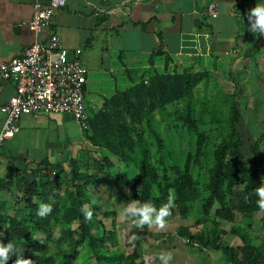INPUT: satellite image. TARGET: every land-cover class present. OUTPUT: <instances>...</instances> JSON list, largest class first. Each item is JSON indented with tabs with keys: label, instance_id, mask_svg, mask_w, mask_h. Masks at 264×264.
Masks as SVG:
<instances>
[{
	"label": "trees",
	"instance_id": "obj_1",
	"mask_svg": "<svg viewBox=\"0 0 264 264\" xmlns=\"http://www.w3.org/2000/svg\"><path fill=\"white\" fill-rule=\"evenodd\" d=\"M211 80L205 70L178 75L154 72L94 113L85 133L102 153L98 160L92 158L93 164L88 161L83 168L78 166L81 162H72L70 181L57 166L40 171L33 180H22L23 203L0 205V243H11L14 249L7 264H16L17 256L30 259L31 264H136L137 255L124 254L118 243L117 229L129 220L121 219L115 208L104 210L90 194L100 185L101 176L112 172L114 159L136 172L131 202L148 203L158 210L171 196L174 206L165 219L179 216L205 226L198 233L184 226L177 230L191 247L221 252L226 264H264V243L256 246L252 224L257 217L264 227V210L255 195L264 183V160L258 168L244 171L246 144L238 129L241 113L236 95L223 96L219 91L217 97L197 102V90L200 86L207 90ZM249 152L255 158L264 156L259 141L249 146ZM129 174L124 179L130 185ZM15 189L13 182L0 181L1 193ZM118 196L124 198L122 193ZM41 203L51 205L44 217L36 215ZM84 205L92 212L91 220L84 218ZM108 216L111 230L98 220ZM228 234L241 245L229 246L224 240Z\"/></svg>",
	"mask_w": 264,
	"mask_h": 264
},
{
	"label": "crops",
	"instance_id": "obj_2",
	"mask_svg": "<svg viewBox=\"0 0 264 264\" xmlns=\"http://www.w3.org/2000/svg\"><path fill=\"white\" fill-rule=\"evenodd\" d=\"M211 3L217 4L215 19L207 16ZM259 3L264 0H67L38 41L46 45L55 34L71 59L74 52H82L88 73L85 100L92 106L86 110L89 123L108 101L149 79L159 70L155 66L165 64L167 58L168 65L174 64L182 73L205 70L213 81H223L224 86L216 88L223 89V96L238 97V129L245 144L259 141L264 152V35L248 30V12ZM37 4L47 7L49 0H0L1 63L21 57L37 40L26 25ZM157 53L161 55L155 56ZM15 96L13 82L0 83V108ZM4 123L0 112V133ZM19 125L20 133L0 149V181L16 185L12 193L0 192V205L23 203L22 180H33L40 171L57 166L59 172H67L77 161L83 168V163L92 165V158L98 160L102 155L87 140L88 130H82L72 115L22 116ZM261 159L263 154L256 160ZM113 161L112 172L102 175L100 185L90 191L93 202L103 207L105 203L106 208L124 207L135 193L130 189L136 185V172ZM128 172L130 185L124 179ZM104 191L111 194L104 195ZM111 203L115 207L109 206ZM175 218L165 219L163 228L153 226L143 231L137 227L135 252L126 255L136 254V264H162L161 252L172 253L170 264H226L221 252H200L197 246L186 244L177 235L183 224L176 230L167 222ZM258 221L252 222L253 227L258 226L255 234L264 231ZM226 237L232 239L233 246L241 245L237 237ZM262 243L264 234H257L256 246Z\"/></svg>",
	"mask_w": 264,
	"mask_h": 264
},
{
	"label": "built area",
	"instance_id": "obj_3",
	"mask_svg": "<svg viewBox=\"0 0 264 264\" xmlns=\"http://www.w3.org/2000/svg\"><path fill=\"white\" fill-rule=\"evenodd\" d=\"M66 5L67 0H49L47 7L35 5L33 17L26 25L37 40L11 63L0 62V83L13 82L16 87V96L0 108L5 117L0 133V149L7 140L20 133L22 116L69 114L82 130H89L85 105L88 73L81 60L82 52H74L71 59L60 37L55 34L50 35L46 45L38 41L42 33L51 27L55 14ZM207 16L211 19L218 17L216 3L208 5ZM155 68L159 69L156 72L167 75L182 73L174 64L157 65ZM185 242L188 243L187 240Z\"/></svg>",
	"mask_w": 264,
	"mask_h": 264
},
{
	"label": "clouds",
	"instance_id": "obj_4",
	"mask_svg": "<svg viewBox=\"0 0 264 264\" xmlns=\"http://www.w3.org/2000/svg\"><path fill=\"white\" fill-rule=\"evenodd\" d=\"M248 30L255 35H264V3L256 4L248 12ZM255 195L258 197L257 205L261 210H264V183L255 189ZM174 206L173 198L168 197V202L163 204L158 210L148 203L138 206L137 202H128L119 211L121 219L127 218L130 224H135L136 227H143L147 225L149 228L156 226L157 228H163L165 226V218L171 215V208ZM86 205L82 206V210L86 209ZM51 212V205L41 203L38 207L36 215L39 217L46 216L47 213ZM85 220L92 219V212L88 210L83 211ZM135 217V221L132 220ZM14 251L11 243L2 244L0 243V264H7L10 253ZM171 252L159 253V259L162 264H170L172 260ZM16 264H31L30 259H25L17 256Z\"/></svg>",
	"mask_w": 264,
	"mask_h": 264
},
{
	"label": "rangeland",
	"instance_id": "obj_5",
	"mask_svg": "<svg viewBox=\"0 0 264 264\" xmlns=\"http://www.w3.org/2000/svg\"><path fill=\"white\" fill-rule=\"evenodd\" d=\"M216 86L218 87H223L224 86V83L223 81L221 80H217V81H214ZM218 84V85H217ZM217 90H221V92L224 93L223 89L222 88H214V85L212 83V80L210 81V83L208 84V87H207V90L205 89V87L203 86H200V88L197 90L196 92V99H197V102L200 104L201 102H204V99L206 97L210 98V97H217L218 96V91ZM85 105H86V108L89 109L91 108V104L90 102H85ZM89 114V113H88ZM244 155H245V158L246 160L244 161V164H245V167H244V171L247 173L249 171H251L253 168H258L259 167V164H261L263 161L262 159L261 160H256L258 158H255L254 156H252L249 152V144H246L245 145V148H244ZM117 164L121 165L120 163L117 162ZM67 172V175H68V178L67 180L70 181L71 180V176H70V169H67L66 170ZM118 172V171H116ZM110 174V173H108ZM109 177V176H107ZM134 183V182H133ZM123 184H121L122 186ZM136 189H137V183L135 185L134 188L130 189L131 190H134V192L136 193ZM111 193L109 194H106L105 191H104V195H110ZM129 194V192L127 193ZM237 194H238V191H237ZM98 197V196H97ZM98 200H101L102 202H104V199L100 198V196L98 197ZM234 202L236 203V198H234ZM101 204V203H99ZM105 207H103L104 210H112L113 211V208H106V204L104 203L103 204ZM115 207V204H109V206H112ZM201 206H199L198 208L200 209ZM122 209V207L120 208H115V212L118 214L119 211ZM192 216H194V213L192 214ZM98 220L101 222H103L105 224V226L110 229V226H111V216H108V217H100L98 218ZM94 221L93 223V231L97 232L99 231V221ZM257 217H255L253 219V222H257ZM171 224V228H176V230L178 229V226H183L184 225H187L188 228H190V230L193 232V233H198L200 230H202L203 228H205V226L203 227V225H198L194 223V221L192 219H189V220H182L179 216H177V218H175V220L173 221H167ZM259 222V221H258ZM99 223V224H98ZM227 225V224H226ZM239 225V224H238ZM76 226V225H75ZM74 226V227H75ZM210 226L208 225L207 228H209ZM231 228L229 225L226 226V229H229ZM137 227L136 225L133 223V224H127L125 225L122 229H117L118 231V243L119 244V247L121 249V251L124 253V254H130L132 252H135V243L133 242V238H135L136 236V230ZM111 230V229H110ZM253 232L255 233V231L257 232L258 231V226L254 227L253 228ZM261 230V229H260ZM259 235V237L262 236V234H264V231H259L257 233ZM257 234H253V238L256 239L257 238ZM38 240H44L43 237L40 239L38 238ZM232 239L231 238H225V241L228 243L229 246H233L232 244ZM186 243V242H185ZM187 244V243H186ZM198 248V247H196ZM87 256L89 257L90 256V253H87ZM92 264V261L90 262ZM77 264H87L85 261H82V262H78Z\"/></svg>",
	"mask_w": 264,
	"mask_h": 264
}]
</instances>
